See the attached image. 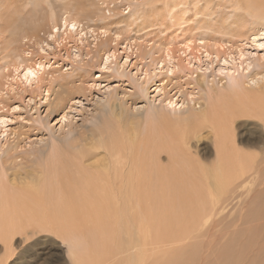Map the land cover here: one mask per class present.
I'll return each instance as SVG.
<instances>
[{"label": "rangeland", "instance_id": "rangeland-1", "mask_svg": "<svg viewBox=\"0 0 264 264\" xmlns=\"http://www.w3.org/2000/svg\"><path fill=\"white\" fill-rule=\"evenodd\" d=\"M245 2L0 0V119L5 120L0 128V162L10 161V153L17 158L5 165V179L11 184L13 180L19 183L23 177H31L33 173L29 171L35 166L29 156L43 149V160H47L51 144H63L80 132L86 134L81 138L86 142L88 130L102 128L103 119L112 120L116 115L118 120L135 127L136 118V123L143 124L144 115L149 112L158 125L170 134L177 133V137L171 136L177 141H166L169 150H163L160 161L170 166L174 161L170 159L172 154L178 155L175 167L180 180L169 178L168 190L151 196L150 215L154 219H150V242L140 263L145 260L142 264H264V122L249 117L255 109L244 106L236 110L251 113L234 118L229 130L228 120L224 122L230 150L223 149L227 161L223 163V173L218 172L221 176H212L219 197L211 221L206 224L202 217L211 198L203 179L209 180L211 175L201 174L214 168L221 151L209 129H202L195 139L186 142L181 127L188 114L199 113L205 107L210 92L228 89L239 79L254 89L251 71L242 70L235 54L231 55L229 65L222 63L223 58L228 61V53H235L239 44L228 35V14L235 10L230 7H243ZM69 6L73 8L68 12ZM74 7L82 9L75 28L80 34L75 36L72 31L71 36L64 35L60 20L71 14L74 17ZM49 11H54L58 32L50 30ZM125 18L129 20L123 22ZM208 22L211 28H206ZM49 35L54 39L49 41ZM260 42L264 41L259 39ZM44 45L47 48L41 54L39 48ZM203 46L208 52L218 53L221 59L211 55L209 60ZM254 52L264 55L259 48ZM31 60H41L44 73L38 83L35 81L29 87L17 78L14 69ZM231 67V75H219L221 69ZM208 68L212 70L204 71ZM55 95L63 101L61 108L53 111ZM171 101L184 107L169 108ZM224 114L228 116V112ZM160 115L165 116L163 121ZM234 150L244 158L234 161ZM98 158L102 154L95 156ZM193 177L196 179L192 181ZM172 182L175 187L170 188ZM202 207L205 209L197 211ZM70 213L62 222L54 217L59 226L56 233L39 230L31 234L29 228L26 233L16 234L10 257V251L0 242V261L137 264L130 260L134 257L123 251L125 245L118 244L119 249L115 250L112 240L115 241V235L118 239L122 235L114 232L112 226H104L108 222L113 224L111 218L105 223L102 216L101 226H95L88 223L87 217L85 225L79 219V211Z\"/></svg>", "mask_w": 264, "mask_h": 264}, {"label": "bare ground", "instance_id": "bare-ground-1", "mask_svg": "<svg viewBox=\"0 0 264 264\" xmlns=\"http://www.w3.org/2000/svg\"><path fill=\"white\" fill-rule=\"evenodd\" d=\"M258 1L247 0L246 5L243 7L232 4L230 8L233 7L235 10L228 14L227 19L228 32L230 31L228 33L229 37L239 42L237 48L234 49L236 52L228 53V65L230 64L229 60L232 59L231 55L235 54L242 70L251 71V81L252 84L255 83L253 84L254 89L247 87L239 79L234 80L228 89H218V91L210 92L207 99L210 102L207 101L208 104L206 103L199 113L188 114L186 116L187 122L181 126L183 128L182 132L186 133L184 137L186 142L189 139H195L202 129H209V132L213 133L216 138V141L214 140L215 146H217L218 151H221L220 161H217L214 168L201 174V177L211 175L209 180L203 179L205 185L208 184L207 191L211 198L210 207L202 217L205 218L203 219L204 224L211 221L209 218L218 203L216 197H219V191L216 183L213 184L215 179L212 176H221L225 169L223 163L227 161L223 155V149L225 151L227 149L225 140L227 133L224 122L228 120L229 130L234 118L240 115L247 116L251 112L248 115L249 117L264 122V55L259 56L257 52H254L257 49L256 43L264 34V0ZM70 7L73 8V6L66 8L68 12L71 10ZM241 7L242 9H240ZM74 8L76 12L74 17L71 14L60 20L65 32L64 35L71 36L72 31L75 36L80 34L77 29L71 30L73 23L79 25L80 19L78 18L82 12V9ZM54 15V11H49L50 30L56 28ZM128 20V18L122 19L123 22ZM65 23H67V27ZM206 24V28L212 27L209 22ZM253 38H257L256 43L253 42ZM247 47L249 49L253 48V51H249L246 49ZM203 51L207 58L214 55L216 59H221L219 54L214 51L212 53L206 49H203ZM241 55L244 56L243 60H241ZM225 60L227 59L223 58V64ZM24 63L23 67L19 66L22 68L20 79H22L23 71L27 67H34L36 64L35 62L32 63V60L31 63L28 61ZM38 63L43 64L41 60H38ZM221 70L231 72L232 67ZM41 77L42 74L36 81L37 83ZM62 101L63 99L59 95H55L51 110L56 111L57 108H61ZM243 106L255 110L248 113L236 110ZM227 112L228 116L224 114ZM112 117H114L112 120L105 121L103 119L102 128L88 130L89 135L86 142H83L84 139L81 140L86 134L80 132L77 136H74L75 138L63 144L60 142L51 144L49 151L47 150L50 153L47 160H43V149L40 152L33 153L29 156L31 165L35 166L33 171H29L33 174L31 177H23L21 179L23 181L19 183L13 180L9 184L5 179V165L9 160L5 159L0 162V242L5 244V250L10 251L8 253L9 257L13 253L12 240L16 234L26 233L29 228L31 234L39 230L41 232L56 233V230L59 229L58 221L62 222L68 214H71L70 212L76 210L80 212L79 219H83L85 225L87 224L85 222L87 217L90 218L88 223L92 222L95 226L103 222L102 216L106 218L105 223L111 218L113 224L108 222L109 224L104 223V226L106 228L112 226L114 232L118 231L124 238L122 241V237L118 239L117 235L114 236L115 241L112 240V242L115 244V250L117 251L120 245L123 244L126 247L123 251L128 252L129 255L135 258H129L131 261L137 262V264H142L145 261L142 260L140 263L141 259L146 256V246L150 242L148 240L151 236L150 229L152 226L150 219H154L150 215L151 196L165 192L169 185V178L180 180L179 171L175 167L178 164V155L173 156L174 153H171L170 159L174 161L170 163V166H164L160 161L161 153L164 149H168L166 141H169L176 132L170 134L171 132L165 130L163 125H158L159 122L156 123L152 119L153 115L149 112L144 115L143 124L136 123L137 118L135 122L133 121L135 127H132L129 122L118 120L116 115ZM164 118V115H160L161 121ZM0 121H3V123H0L1 128L5 124V120L0 119ZM184 127H186L185 130ZM175 131L177 130L175 129ZM174 136L177 137V135ZM171 140L172 142L177 141L176 139ZM185 145L187 147V144ZM168 150L166 151L168 152ZM170 150H175V147ZM101 154V159H95V156ZM12 155L13 153H10L7 156H9L8 159H11L9 162L14 163L17 158ZM241 155V153L234 150V161L242 160L244 157ZM251 157L255 160L258 159L257 155H251ZM30 163L28 164L29 167L31 166ZM15 166L17 165L15 164ZM195 179L193 177L192 181ZM169 187H175V182H172ZM214 190H217V192H214ZM204 209L202 207L197 211ZM54 217H57L58 221L55 222ZM5 261H0V264H5ZM130 264L134 263L131 262Z\"/></svg>", "mask_w": 264, "mask_h": 264}, {"label": "snow or ice", "instance_id": "snow-or-ice-1", "mask_svg": "<svg viewBox=\"0 0 264 264\" xmlns=\"http://www.w3.org/2000/svg\"><path fill=\"white\" fill-rule=\"evenodd\" d=\"M65 26L67 27V23H65ZM71 27H72L73 30H75L76 25L73 23L71 25ZM52 31L53 32H58L59 28H53ZM53 39H54V37L51 36V35L48 37L49 41H51ZM259 39L261 41H264V34H262ZM256 40H257V38H253V42L254 43H256ZM256 47L259 48L260 50H264V42L256 43ZM46 48H47V45L41 46L39 48V52L41 54H44ZM208 59L211 60L212 57H208ZM243 59H244V56L241 55V60H243ZM227 63H228V61L225 60L224 64L227 65ZM21 67H23V66L21 65ZM211 70H212L211 68L204 69V71H208V72H210ZM14 71L17 73V78H20L19 74H20L21 68H16V69H14ZM43 72H44V65L41 64V63H36L34 67L29 66V67L26 68V70L23 71L22 80H23L24 83H26L30 87L35 81H37L39 79L40 75L43 74ZM169 75H171V73H169ZM219 75H221V76L231 75V73L221 70L219 72ZM168 107L176 109L177 107H184V106L183 105H179L177 101H171V102H169ZM14 111H18V109H14ZM0 123H3V121H0Z\"/></svg>", "mask_w": 264, "mask_h": 264}]
</instances>
